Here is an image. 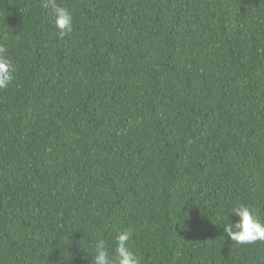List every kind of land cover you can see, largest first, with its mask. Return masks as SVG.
Here are the masks:
<instances>
[{"label": "trees", "instance_id": "trees-1", "mask_svg": "<svg viewBox=\"0 0 264 264\" xmlns=\"http://www.w3.org/2000/svg\"><path fill=\"white\" fill-rule=\"evenodd\" d=\"M0 0V264H264V0Z\"/></svg>", "mask_w": 264, "mask_h": 264}, {"label": "clouds", "instance_id": "clouds-1", "mask_svg": "<svg viewBox=\"0 0 264 264\" xmlns=\"http://www.w3.org/2000/svg\"><path fill=\"white\" fill-rule=\"evenodd\" d=\"M43 7L51 9L54 26L61 37L71 33L73 15L66 7L58 4L57 0H44ZM6 53L7 48L0 43V89H6L15 79L16 67ZM231 215L237 217L236 222H229L227 215L224 218L223 227L231 241L238 245L253 244L257 241L264 242V222L258 218L254 209L240 203L231 209ZM132 235L131 229L117 233L111 259L106 241L104 239L95 240L91 264H140L137 255L128 247Z\"/></svg>", "mask_w": 264, "mask_h": 264}]
</instances>
